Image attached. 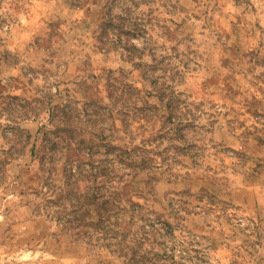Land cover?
I'll return each instance as SVG.
<instances>
[{
  "label": "rangeland",
  "instance_id": "374dc122",
  "mask_svg": "<svg viewBox=\"0 0 264 264\" xmlns=\"http://www.w3.org/2000/svg\"><path fill=\"white\" fill-rule=\"evenodd\" d=\"M5 64L0 264H264V0H0Z\"/></svg>",
  "mask_w": 264,
  "mask_h": 264
},
{
  "label": "crops",
  "instance_id": "0c3cea01",
  "mask_svg": "<svg viewBox=\"0 0 264 264\" xmlns=\"http://www.w3.org/2000/svg\"><path fill=\"white\" fill-rule=\"evenodd\" d=\"M6 67L0 65V85L1 81L4 79V82H11L10 75L13 76V66L5 64ZM19 75L18 73H16ZM15 91L23 90L21 88H14ZM6 92H0V112H1V104L5 100ZM1 123V121H0ZM1 125V124H0ZM0 127V148L5 144L3 142V135ZM2 141V142H1ZM6 183L0 185V263L1 260H7L14 253H6L4 247L10 246L11 251L14 252L13 247L17 244V251L24 250L26 247H29L31 243V233H32V218L33 213L30 209H24L22 212L16 213V219L14 218V200L11 198L15 197L14 193V184L11 182V179L8 177ZM4 256V257H3ZM6 257V258H5Z\"/></svg>",
  "mask_w": 264,
  "mask_h": 264
}]
</instances>
